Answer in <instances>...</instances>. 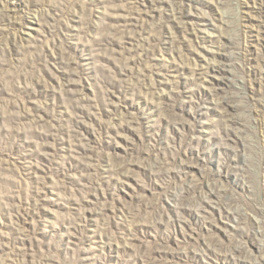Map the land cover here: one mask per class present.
<instances>
[{"label":"rangeland","instance_id":"rangeland-1","mask_svg":"<svg viewBox=\"0 0 264 264\" xmlns=\"http://www.w3.org/2000/svg\"><path fill=\"white\" fill-rule=\"evenodd\" d=\"M108 1L0 0V15L17 21L0 45V264H264V0H178L177 20L168 17L181 11L171 0L120 3L123 12L141 6L135 19L116 17ZM107 20L123 34L104 27ZM152 26L167 27L168 33L157 32L167 43L153 42L150 55L139 52L131 61L115 52L134 49L132 36ZM191 28L211 35L207 50L221 49L223 65L198 60L207 70L200 62L156 56L188 52ZM98 38L115 39L95 49Z\"/></svg>","mask_w":264,"mask_h":264},{"label":"bare ground","instance_id":"bare-ground-1","mask_svg":"<svg viewBox=\"0 0 264 264\" xmlns=\"http://www.w3.org/2000/svg\"><path fill=\"white\" fill-rule=\"evenodd\" d=\"M106 1V0H105ZM127 1H129L130 3H132V0H109L108 2H109V4L111 5V6H115V7H117L116 9L115 8H113V10L115 9V11H116V17H123V18H125V16L126 15H129V16H126V17H128V18H132V19H135V16L134 15H136V11H139V9H137L136 7H138L139 8V6H137L135 3H133V4H135V5H132L130 8H129V10L128 11H126V12H123L120 8H119V4L120 3H123V2H127ZM135 1V0H134ZM164 1V0H163ZM163 1H161V2H163ZM171 2H172V4H171V6L172 5H175V10L176 11H178V10H181L180 12L178 11L177 13H173V17L172 16H168L169 18H174V19H176V17H177V15H178V13H179V15H181L182 14V10H183V8H181L179 5H178V3H180V2H178V0H171ZM139 3V2H138ZM167 3H169V2H167ZM123 5V4H122ZM122 5H120V6H122ZM164 5V4H163ZM129 6V5H128ZM62 7V6H61ZM141 7V6H140ZM159 6H157V8H158ZM162 7V6H161ZM169 7V6H168ZM156 8V7H155ZM11 9V8H10ZM127 9V8H126ZM14 10V9H13ZM112 10V11H113ZM159 10V9H158ZM163 10V9H162ZM174 10V9H173ZM8 11V10H7ZM7 11H6V13H7ZM145 11H148V9L147 10H145ZM160 11V10H159ZM1 12V11H0ZM4 12V11H3ZM54 12V11H53ZM107 12V11H106ZM110 12V11H109ZM108 12V13H109ZM127 12H130V14L128 13V14H126ZM141 12H143V11H141ZM162 12V11H161ZM167 12V11H166ZM173 12H175V11H173ZM190 12V11H189ZM5 13V12H4ZM49 13V12H48ZM47 13V14H48ZM108 13H106V14H108ZM122 13H124V15L122 14ZM171 13V12H170ZM51 14H53V13H51ZM112 14V13H111ZM138 14V13H137ZM184 14V13H183ZM191 14V13H190ZM7 14H3V15H0V45H1V43L3 42V40H5V38L7 37V35H9L10 33H11V30L12 29H14V28H16L17 27V21L15 22L14 20H12V18L11 17H9L8 15L6 16ZM16 15V14H15ZM41 15V14H40ZM49 15V14H48ZM114 15V14H113ZM112 15V16H113ZM178 15V16H179ZM185 15V14H184ZM12 16V15H11ZM41 16H43V15H41ZM49 16H51V15H49ZM77 16V15H76ZM98 16V15H97ZM102 16V15H101ZM56 17V16H55ZM93 17V16H92ZM95 17V16H94ZM45 18V17H44ZM48 18V17H47ZM107 18V17H106ZM139 18H141V17H139ZM139 18H137V20L139 19ZM178 18V17H177ZM19 19V18H18ZM46 19V18H45ZM50 19H51V17H50ZM57 19V18H56ZM112 19H113V17H112ZM115 19V18H114ZM127 19V18H126ZM47 20V19H46ZM177 20V19H176ZM23 21V20H22ZM24 21H25V19H24ZM52 21V20H51ZM54 21H55V19H54ZM175 21V20H174ZM186 21V20H185ZM48 22V21H47ZM126 22V21H125ZM139 22V21H138ZM178 22V21H177ZM180 22V21H179ZM178 22V23H179ZM189 22H191V21H189ZM20 23H21V21H20ZM54 23V22H53ZM66 23V22H65ZM132 23V22H131ZM134 23V22H133ZM132 23V24H133ZM136 23V22H135ZM181 23H183V22H181ZM49 24H51V22L49 23ZM104 24V27H107L108 28V30H110L111 32H113L114 34H116L117 33V35L120 33V31H119V29L118 28H116V27H118L119 26V24H118V26H117V22L116 21H113V20H107V21H105L104 23H102V25ZM122 24V23H121ZM128 24V23H127ZM127 24H125L124 26L126 27V25ZM137 24V23H136ZM174 24V23H173ZM192 24V23H191ZM25 25V24H24ZM63 25H64V23H63ZM123 25V24H122ZM129 25H130V23H129ZM140 25V24H139ZM203 25V24H202ZM70 26V25H69ZM128 26V25H127ZM134 26V25H133ZM142 26V25H141ZM174 26V25H173ZM179 26V25H178ZM26 27V26H25ZM24 27V28H25ZM184 27H186V26H184ZM194 27V26H193ZM202 27V26H201ZM18 28H20V27H18ZM88 28V27H87ZM120 28V27H119ZM124 28V27H123ZM85 29V28H84ZM125 29V28H124ZM127 30L129 29L130 30V28H126ZM138 29V28H137ZM143 29V28H142ZM145 29V28H144ZM22 30V29H21ZM20 30V32H22ZM88 30V29H87ZM135 30V29H134ZM139 31H141L140 29H138ZM147 30H149L148 28H146V30H142L141 31V33L139 34V35H135V36H132L133 37V39L136 41V42H138V45H136V47L134 48V49H132V50H125V51H121V50H123V47H122V49L121 50H117V49H114V50H116L115 52H118L120 55H122L123 57L122 58H125L126 59V61H127V59L128 60H130V59H132V57L133 56H137V55H135V54H138L139 52H140V54H141V56H144V55H150V53H152L150 50L151 49H149L150 47H152V45L155 43V42H157V43H167L168 41H167V39L165 38L164 40H163V38L162 37H160L159 35H157L158 33H159V31L160 30H163L161 33H163V32H166V33H168V31H167V27H163V28H161V27H158V26H152V28L150 27V30L148 31V32H146ZM191 30H193L194 32L192 33V35L190 36V35H185L186 36V38H184L185 39V41L187 42V41H190V43H191V49L190 50H188V52L187 51H185V52H183V49L181 50V49H179V50H174L173 52H171V55L169 56L170 58H166V56H165V54H162V52L161 53H159V54H156V56L157 55H159V57L160 56H162L164 59H171L170 61H173L172 59H174L175 58V56H177L179 59H184V60H190V61H194V63H195V61L196 62H200V61H198V60H205V61H207L208 62V60H214L216 63H219L220 65H223V63H225L224 61V59L222 60V59H220L219 57H218V55H222V56H225V53H221V49H220V51H215L214 49H213V51H211V50H207V42H208V40L210 41V37H211V35L210 34H205V32H203L202 30H197V29H195V28H191V29H188V31H191ZM196 30V31H195ZM18 31V30H17ZM68 31H70V29L68 30ZM104 31H106L105 30V28H104ZM125 31V30H124ZM130 31H132V30H130ZM65 32V31H64ZM84 32V31H83ZM108 32V31H107ZM110 32V33H111ZM127 32V31H126ZM125 32V33H126ZM135 32H136V30H135ZM158 32V33H157ZM171 32V31H170ZM179 32V31H178ZM192 32V31H191ZM102 33V32H101ZM109 33V32H108ZM109 33V34H110ZM113 33H112V36H114L113 35ZM122 33V32H121ZM120 33V34H121ZM182 33V32H181ZM63 34V33H62ZM107 34V33H106ZM109 34H107L108 36H109ZM123 34V33H122ZM130 33H128V35H129ZM134 34H136V33H133V35ZM160 34V33H159ZM172 34V33H171ZM184 34V33H183ZM11 35V34H10ZM131 35H132V33H131ZM147 35V37H145ZM165 35V34H164ZM167 35H169V34H167ZM173 35V34H172ZM108 36H106V37H108ZM125 36V35H124ZM96 37V36H95ZM117 37V36H116ZM118 37H119V35H118ZM129 37H130V35H129ZM132 37H131V39H132ZM10 38V37H9ZM9 38H7V39H9ZM102 38H104V35L100 38V39H102ZM109 38V37H108ZM110 38H111V36H110ZM124 39H125V37H123ZM212 38V37H211ZM113 39H115V38H113ZM113 39H109L110 41L111 40H113ZM215 39V38H214ZM96 40H99V38L98 39H96ZM118 40V39H117ZM233 40H235V39H233ZM7 41V40H6ZM92 41V40H91ZM100 42H99V47L97 46V47H95V49L96 48H100V46L102 47H105V46H108L109 47V45L112 43L113 44V42H110V41H107V40H99ZM171 40H169V42H170ZM30 42H31V40H30ZM98 42V41H97ZM124 42V41H123ZM127 42H128V40H127ZM134 42V41H133ZM154 42V43H153ZM213 42V41H212ZM5 43V42H4ZM12 43V42H11ZM91 43V42H90ZM116 43V42H115ZM135 43V42H134ZM153 43V44H152ZM156 43V44H157ZM234 43V42H233ZM3 44V43H2ZM8 44V43H7ZM14 44V43H13ZM95 44V43H94ZM98 44V43H97ZM125 44V43H124ZM131 44V43H130ZM129 44V45H130ZM215 44V43H214ZM217 44V43H216ZM215 44V45H216ZM93 45V44H92ZM155 45V44H154ZM186 45V44H185ZM188 45V44H187ZM18 46V45H17ZM47 46V45H46ZM46 46H44V47H46ZM120 46H122V45H120ZM156 46V45H155ZM221 46V45H220ZM229 46V45H228ZM9 47V46H8ZM7 47V48H8ZM12 47V46H11ZM14 47V46H13ZM49 47V46H48ZM93 47V46H92ZM91 47V48H92ZM111 47V46H110ZM211 47V46H210ZM2 48V47H1ZM0 48V49H1ZM15 48H17V47H15ZM14 48V49H15ZM40 48V47H39ZM42 48V47H41ZM47 48V47H46ZM67 48V47H66ZM114 47H112V49H113ZM132 48V47H131ZM153 49H154V47H152ZM4 49V48H3ZM10 49V48H9ZM44 49V48H43ZM43 49L41 50V52L43 51ZM94 49V50H95ZM104 49V48H103ZM107 49V48H106ZM109 49V48H108ZM126 49V48H125ZM226 49H228V48H226ZM11 50H12V48H11ZM98 50V49H97ZM157 50V49H156ZM204 50V51H203ZM243 50V49H242ZM1 51V50H0ZM3 51V50H2ZM49 51H50V49H49ZM108 51V50H107ZM157 51H159V50H157ZM163 51V50H162ZM205 51H207L208 53H210V55L213 57V58H209V56H208V54L207 53H205ZM225 51V50H224ZM228 51V50H227ZM231 51V50H230ZM230 51H228V52H230ZM57 52V51H56ZM94 52V51H93ZM98 52H99V50H98ZM97 52V53H98ZM104 52H106V51H104ZM111 51H109V53H110ZM163 52H165V51H163ZM242 52H244V51H242ZM4 54L6 53V52H3ZM16 53V52H15ZM65 53V52H64ZM96 53V52H95ZM103 53V52H102ZM108 53V54H109ZM118 53H116V54H118ZM236 53V52H235ZM3 54V55H4ZM39 54V53H38ZM45 54H46V51H45ZM99 54V53H98ZM107 54V55H108ZM111 54V53H110ZM125 54V55H124ZM155 54V53H154ZM227 54V53H226ZM40 56H41V53L39 54ZM54 55V54H53ZM100 55V54H99ZM98 55V56H99ZM113 55V54H112ZM233 55V54H232ZM9 56H10V54H9ZM8 56V57H9ZM96 56V55H95ZM97 56V57H98ZM105 56V55H104ZM116 56V55H115ZM155 56V55H154ZM155 56V57H156ZM221 56V57H222ZM239 56H241V55H239ZM244 56V55H243ZM7 57V56H6ZM16 57V56H15ZM52 57V56H51ZM102 57H103V55H102ZM101 57V58H102ZM121 57V56H120ZM148 57V56H147ZM158 57V58H159ZM228 57H230L229 55H228ZM67 58L68 57H66V60H67ZM110 58H113V57H110ZM121 58V59H122ZM154 58V57H153ZM201 58V59H200ZM240 58V57H239ZM5 59V58H4ZM39 59V58H38ZM57 59V58H56ZM63 59V58H62ZM61 58L59 59V60H62ZM69 59V58H68ZM98 59H99V57H98ZM120 59V58H119ZM145 59V58H144ZM148 59V58H147ZM3 59H1L0 61H2ZM6 60V59H5ZM9 60V59H8ZM12 60V59H11ZM42 60V59H41ZM43 60H45V61H47L45 58L43 59ZM42 60V61H43ZM64 60V59H63ZM75 60V59H74ZM111 60V59H110ZM143 60V59H142ZM153 60V59H152ZM175 60V59H174ZM49 61V60H48ZM70 61V60H69ZM109 61V60H108ZM118 61V60H117ZM131 61V60H130ZM150 61H151V59H150ZM161 61H162V59H161ZM176 61V60H175ZM229 61V60H228ZM227 61V62H228ZM34 62V61H33ZM35 62H36V60H35ZM39 62H40V60H39ZM102 62V61H101ZM115 62V61H114ZM134 62V61H133ZM169 62V61H168ZM185 62V61H184ZM210 62V61H209ZM231 62V61H230ZM238 62V61H237ZM7 63V62H6ZM10 63H11V61H10ZM42 63V62H41ZM40 63V64H41ZM46 63V62H45ZM48 63V62H47ZM51 63V62H50ZM67 63V62H66ZM69 63V62H68ZM75 63V62H74ZM76 63H78V61L76 62ZM113 63V62H112ZM138 63V62H137ZM139 63H141V62H139ZM152 64L154 63V62H151ZM150 63V64H151ZM159 63V62H158ZM183 63V62H182ZM187 63H188V61H187ZM191 63V62H190ZM216 63H213V64H215L216 65ZM35 64V63H34ZM38 64V63H37ZM44 64V63H43ZM107 64V63H106ZM109 64V63H108ZM115 64V63H114ZM121 64H122V62H121ZM121 64H119V65H121ZM127 64H129V61H128V63ZM144 64V63H143ZM147 64V63H146ZM149 64V63H148ZM151 64V65H152ZM201 64H203V63H199V64H197V66H202L203 67V69H207V70H209L210 69V65H208V63H206V65H208L207 67L205 66V64L204 65H201ZM212 64V63H211ZM213 64H212V66H213ZM227 64V63H226ZM45 65V64H44ZM67 65V64H66ZM68 65H70V64H68ZM78 66V64H73V65H71V67H73V66ZM123 65H126V63L124 64L123 63ZM159 65V64H158ZM219 65V66H220ZM35 66V65H34ZM38 66V65H37ZM43 66V65H42ZM49 66V65H48ZM81 65H79V67H80ZM106 66V65H105ZM116 66H118L117 64H116ZM122 66V65H121ZM144 66V65H143ZM226 66V65H225ZM224 66V67H225ZM44 67V66H43ZM69 67V66H68ZM78 67V68H79ZM122 67H124V66H122ZM121 67V68H122ZM126 67V66H125ZM135 67V66H134ZM142 67V66H141ZM145 67V66H144ZM156 67V66H155ZM234 67V66H233ZM39 68V67H38ZM48 68V67H47ZM74 68V67H73ZM77 68V69H78ZM109 68H110V66H109ZM130 68H131V66H130ZM148 68V67H147ZM149 68H151V67H149ZM158 68V67H157ZM159 68H160V66H159ZM166 68V67H165ZM177 68V67H176ZM179 68V67H178ZM197 68V67H196ZM201 68V67H200ZM217 68V67H216ZM226 68V67H225ZM236 68V67H235ZM42 69V68H41ZM76 69V68H75ZM75 69H73V70H75ZM110 69H112V68H110ZM123 69V68H122ZM145 69V68H144ZM143 69V70H144ZM167 69V68H166ZM203 69H201V70H203ZM231 69V68H230ZM229 69V70H230ZM240 69V68H239ZM66 70H68V69H66ZM72 70V69H71ZM72 70V71H73ZM79 70V69H78ZM82 70V69H81ZM124 70V69H123ZM132 70V69H131ZM139 70V69H138ZM143 70H142V72L141 73H143ZM160 70H162V69H160ZM159 70V71H160ZM194 70V69H193ZM200 70V69H199ZM213 70H214V68H213ZM226 70V69H225ZM241 70V69H240ZM243 70H244V68H243ZM44 71H45V69H44ZM69 71V70H68ZM107 71H108V69H107ZM112 71V70H111ZM111 71H108V72H111ZM134 71V70H133ZM132 71V72H133ZM140 71V70H139ZM150 71V70H149ZM154 72H155V69L153 70ZM163 71V70H162ZM161 71V72H162ZM177 71V70H176ZM224 71V70H223ZM245 71V70H244ZM46 72V71H45ZM75 72V71H74ZM108 72H107V74H108ZM113 73H114V71H112ZM119 72V71H118ZM129 72V71H128ZM146 72V71H145ZM198 72V71H197ZM207 72V71H206ZM230 72V71H229ZM40 73H41V71H40ZM136 74L138 73V71L137 72H135ZM141 73H140V75H141ZM148 73V72H147ZM242 73V72H241ZM23 74V73H22ZM122 74V73H121ZM125 74V73H124ZM157 74H159V72L157 73ZM201 74V73H200ZM233 74V73H232ZM131 75V74H130ZM138 75V74H137ZM148 75V74H147ZM161 75H163V74H161ZM201 75H203V74H201ZM200 75V76H201ZM44 76V75H43ZM109 76V75H108ZM118 76V75H117ZM150 76H151V73H150ZM150 76H148V77H150ZM205 76V75H204ZM237 76V75H236ZM74 77V76H73ZM79 77V76H78ZM81 77V76H80ZM114 77V76H113ZM112 77V78H113ZM125 77V76H124ZM124 77L122 78V79H120V80H123V81H126L125 79H124ZM202 77V76H201ZM72 78V77H71ZM71 78H70V80H71ZM109 78H111V74H110V77ZM137 78H139L140 79V76H138ZM239 78V77H238ZM237 78V79H238ZM35 79V78H34ZM74 79V78H73ZM105 79V78H104ZM230 79H232V78H230ZM68 80H69V78H68ZM69 80V81H70ZM80 80V79H79ZM115 80V79H114ZM145 80V79H144ZM143 80V81H144ZM208 80V79H207ZM246 80V79H245ZM104 80H102L101 82H103ZM139 81V80H138ZM142 81V80H141ZM151 81H152V79H151ZM158 81V80H157ZM232 81V80H231ZM239 81H241V80H239ZM115 82H117V81H115ZM114 82V83H115ZM119 82V81H118ZM140 82V81H139ZM138 82V83H139ZM154 82V81H153ZM172 82V81H171ZM170 82V83H171ZM173 82H175V80H173ZM243 82V81H242ZM105 83H107L106 81H105ZM109 83H111V82H109ZM122 83V82H121ZM120 82H119V84H121ZM136 83L137 82H135V85H136ZM143 83V82H142ZM141 83V84H142ZM144 83H145V81H144ZM155 83V82H154ZM168 83V82H167ZM72 83H70V85H71ZM78 84V83H77ZM103 84H104V82H103ZM116 84V83H115ZM128 84V83H127ZM146 84V83H145ZM159 84H161L160 82H159ZM171 84H173V83H171ZM243 84V83H242ZM82 85V84H81ZM118 85V83L116 84V85H114V86H117ZM134 85V86H135ZM151 85V84H150ZM244 85V84H243ZM19 86H20V84H19ZM77 86V85H76ZM121 86V85H120ZM125 86H126V83H125ZM132 86H133V84H132ZM133 86V87H134ZM145 86V85H144ZM174 86V85H173ZM233 86H236L235 84L233 85ZM238 86H239V84H238ZM242 86V85H241ZM246 86H248L247 84H246ZM79 87V86H78ZM84 87V86H83ZM105 87H106V85H105ZM109 87V86H108ZM128 87V86H127ZM130 87V86H129ZM158 87H160V86H158ZM175 87V86H174ZM60 88H61V85H60ZM65 88V87H64ZM74 88H76V87H74ZM73 88V89H74ZM107 88V87H106ZM113 88V87H112ZM118 88V87H117ZM146 88V87H145ZM154 87H152V89H153ZM167 88V87H166ZM235 88V87H234ZM100 89H102L101 88V86H100ZM108 89V88H107ZM106 89V90H107ZM121 89V88H120ZM139 89V88H138ZM149 89V88H148ZM162 89H164V88H162ZM82 90V89H81ZM117 90V89H116ZM128 90V89H127ZM134 90V89H133ZM174 90V89H173ZM175 90H176V88H175ZM244 90V89H243ZM4 91V90H3ZM23 91V90H22ZM28 91H31V90H28ZM61 91V90H60ZM67 90H65V92H66ZM103 90H101V92H102ZM118 91H119V88H118ZM136 91H137V89H136ZM149 91V90H148ZM148 91H147V93H148ZM153 91V90H152ZM151 91V92H152ZM233 91V90H232ZM8 92V91H7ZM27 92V91H26ZM111 92V91H110ZM113 92V91H112ZM111 92V93H112ZM125 92V91H124ZM138 92H140V91H138ZM142 92V91H141ZM162 92V91H161ZM164 92V91H163ZM191 92V91H190ZM31 93V92H30ZM30 93H29V95H30ZM157 93H158V91H157ZM164 93H167V92H164ZM239 93L240 92H238V94H237V97L239 96ZM14 94V93H13ZM74 94V93H73ZM76 94V93H75ZM100 94V93H99ZM108 94V93H107ZM152 94L153 93H150V95L152 96ZM190 94V93H189ZM232 94V93H231ZM244 94V93H243ZM0 95H1V92H0ZM82 95V94H81ZM101 95V94H100ZM122 95H123V93H122ZM160 96H161V94H159ZM241 95V94H240ZM69 96H70V93H69ZM98 96V95H97ZM102 96H103V93H102ZM163 96V95H162ZM212 96V95H211ZM227 96V95H226ZM229 96V95H228ZM233 96V95H232ZM232 96H230V97H232ZM245 96V95H244ZM99 97H101V96H99ZM116 97V96H115ZM155 97H156V95H155ZM242 97H243V95H242ZM241 97V98H242ZM246 97H248V95L246 96ZM253 97V96H252ZM29 98V97H28ZM59 98V97H58ZM72 99H73V101H75L76 102V104H77V106H78V104H79V106H80V104H82L83 105V103H81V102H84L82 99H81V96H80V98L79 97H77V96H73L72 95V97H71ZM104 98V97H103ZM103 98H101V100L103 99ZM107 98V97H106ZM118 98H120V97H118ZM193 98V97H192ZM191 98V99H192ZM214 98V97H213ZM225 98V97H224ZM228 98V97H227ZM249 98V97H248ZM248 98H247V100H248ZM22 99H24V98H22ZM105 99V98H104ZM107 99H110L109 97L107 98ZM210 99V98H209ZM243 99H244V97H243ZM242 99V100H243ZM60 100V99H59ZM65 100H67V99H65ZM120 100V99H119ZM161 100V99H160ZM213 100V99H212ZM223 101H224V99H222ZM230 100V99H229ZM237 99H235V101H236ZM241 100V99H240ZM253 100H255V99H253ZM22 101V100H21ZM26 101V100H25ZM63 101V100H62ZM72 101V102H73ZM92 101V100H91ZM99 101V100H98ZM103 102L105 101V100H102ZM124 101V100H123ZM217 101V100H216ZM220 101V100H219ZM225 101H226V99H225ZM224 101V102H225ZM239 101V100H238ZM249 101V100H248ZM262 101V100H261ZM29 102H31V101H29ZM67 102V101H66ZM93 102H96V101H94V99H93ZM92 102V103H93ZM107 102V101H106ZM121 102V101H120ZM214 102V101H213ZM228 102V101H227ZM226 102V103H227ZM243 102H245L244 100H243ZM14 103H16V102H14ZM22 103V102H21ZM20 103V104H21ZM34 103V102H33ZM154 103V102H153ZM158 103V102H157ZM190 103V102H189ZM233 103V102H232ZM231 103V104H232ZM246 103V102H245ZM247 103H252V101L250 102H247ZM255 102H253V104H254ZM259 104L260 103H262V102H258ZM24 104V103H23ZM58 104V103H57ZM74 104V103H73ZM73 104H71V106L73 105ZM85 104V103H84ZM87 104H88V102H87ZM86 104V105H87ZM106 104V103H105ZM215 104H217V103H215ZM18 105V104H17ZM16 105V106H17ZM114 105V104H113ZM112 105V106H113ZM164 105V104H163ZM221 105V104H220ZM232 105H234L235 106V104H232ZM244 105V104H243ZM247 105V104H246ZM22 106V105H21ZM37 106V105H36ZM68 106H70V105H68ZM76 106V105H75ZM107 106H108V104H107ZM158 106L159 105H157V108H158ZM222 106V105H221ZM250 106H252L251 104H250ZM13 107V106H12ZM11 107V109H13ZM17 107H19V106H17ZM34 107V106H33ZM43 107V106H42ZM41 107V108H42ZM57 107V106H56ZM59 107V106H58ZM64 107H66L65 105H64ZM97 107V106H96ZM109 107V106H108ZM219 107V106H218ZM247 107V106H246ZM249 107V106H248ZM247 107V108H248ZM257 107V106H256ZM16 108V107H15ZM76 108V107H75ZM80 108V107H79ZM173 108V107H172ZM237 108H239V107H237ZM23 109V108H22ZM35 109V108H34ZM38 109V108H37ZM40 109V108H39ZM47 109V108H46ZM55 109V108H54ZM66 109V108H65ZM74 109V108H73ZM72 109V110H73ZM100 109V108H99ZM98 109V110H99ZM117 109V108H116ZM161 109V108H160ZM174 109V108H173ZM246 109V108H245ZM244 109V110H245ZM249 109V108H248ZM250 109H252V108H250ZM258 109V108H257ZM19 110V109H18ZM21 110V109H20ZM105 110V109H104ZM222 110V109H221ZM226 110V109H225ZM235 110V109H234ZM259 110V109H258ZM14 111V110H13ZM48 111V110H47ZM46 111V112H47ZM77 111V110H76ZM85 111V110H84ZM88 111V110H87ZM86 111V112H87ZM100 111H101V109H100ZM108 111H111V110H109L108 109ZM159 111V110H158ZM165 111V110H164ZM237 111V110H236ZM251 111V110H250ZM252 111H253V109H252ZM257 111V110H256ZM6 112V111H5ZM19 112V111H18ZM45 112V113H46ZM51 112H52V110H51ZM91 112V111H90ZM221 112V111H220ZM249 112V111H248ZM255 112V111H254ZM261 112V111H260ZM49 113V112H48ZM48 113H46V114H48ZM59 113V112H58ZM62 113H63V111H62ZM78 112H76V114H77ZM120 113H122V112H120ZM241 113H242V111H241ZM2 114H4V113H2ZM30 114V113H29ZM57 113H55L54 115H56ZM67 114V113H66ZM74 114V113H73ZM72 114V115H73ZM99 114V113H98ZM247 114H249V113H247ZM251 114V113H250ZM9 115H12V114H9ZM8 115V116H9ZM40 115V114H39ZM49 115V114H48ZM61 115H63V114H61ZM78 115V114H77ZM86 115V114H85ZM88 115V114H87ZM121 115V114H120ZM233 115V114H232ZM252 115V114H251ZM260 115V114H259ZM263 115H264V113H263ZM7 116V117H8ZM14 116V115H13ZM43 116V115H42ZM47 116V115H46ZM69 116H71L70 114H69ZM79 116V115H78ZM94 116V115H93ZM126 116V115H125ZM229 116V115H228ZM233 116H235V115H233ZM232 116V117H233ZM236 116H239V115H236ZM235 116V117H236ZM242 115L240 114V117H241ZM253 116V115H252ZM21 117H23V116H21ZM32 117H33V114H32ZM39 117V116H38ZM52 117V116H51ZM57 117V116H56ZM73 117H74V115H73ZM77 117V116H76ZM87 117V116H86ZM121 117H122V115H121ZM120 117V119H122ZM169 117V116H168ZM174 117V116H173ZM172 117V118H173ZM224 117V116H223ZM255 117V116H254ZM261 117V116H260ZM263 117V116H262ZM8 118H11L10 116L8 117ZM26 118V117H25ZM31 118V117H30ZM29 118V119H30ZM35 118V117H34ZM64 118V117H63ZM71 118H72V116H71ZM78 118V117H77ZM90 118V117H89ZM226 118H227V116H226ZM229 118V117H228ZM256 118V117H255ZM258 118V117H257ZM29 119H28V121H29ZM40 119H42V118H40ZM50 119V118H49ZM54 119V118H53ZM73 119V118H72ZM124 119V118H123ZM179 119V118H178ZM232 119V118H231ZM264 119V118H263ZM11 120H13L12 118H11ZM15 120V119H14ZM13 120V121H14ZM21 120V119H20ZM56 120V119H55ZM66 120V119H65ZM67 120H69V119H67ZM118 120V119H117ZM126 120V119H125ZM222 120H224V119H222ZM222 120H221V122H222ZM24 121V120H23ZM27 121V122H28ZM39 121V120H38ZM37 121V122H38ZM79 121V120H78ZM85 121V120H84ZM120 121V120H119ZM227 121V120H226ZM225 121V122H226ZM228 121H229V119H228ZM233 121V120H232ZM236 121H238L237 119H236ZM259 121V120H258ZM260 121H262V120H260ZM10 122V121H9ZM12 122V121H11ZM15 122V121H14ZM14 122H12V123H14ZM22 122V121H21ZM34 122V121H33ZM44 122V121H43ZM48 122V121H47ZM50 122V121H49ZM116 122V121H115ZM179 122V121H178ZM23 123V122H22ZM24 123H26L25 121H24ZM29 123V122H28ZM27 123V125L29 126V124ZM53 123V122H52ZM69 123V122H68ZM73 123V122H72ZM77 123V122H76ZM75 123V124H76ZM126 123H128V120H127V122ZM175 123V122H174ZM234 123V122H233ZM236 123V122H235ZM241 123V122H240ZM38 124V123H37ZM39 124H40V122H39ZM70 124V123H69ZM68 124V125H69ZM105 124V123H104ZM182 124V123H181ZM225 124V123H224ZM242 124V123H241ZM13 125V124H12ZM15 125V124H14ZM51 125V124H50ZM66 125V124H65ZM101 125V124H100ZM107 125H109V123L107 124ZM119 125V124H118ZM122 125H124V124H122ZM226 125H227V123H226ZM226 125H224V126H226ZM263 125V124H262ZM15 126H17V125H15ZM25 126V125H24ZM33 126H36V127H38V125H36V123H35V125H33ZM32 126V127H33ZM53 126V125H52ZM61 126V125H60ZM70 126V125H69ZM68 126V127H69ZM102 126V125H101ZM127 126V125H126ZM223 126V125H222ZM231 126V125H230ZM259 126V125H258ZM19 127V126H18ZM23 127V126H22ZM44 127V126H43ZM66 127V126H65ZM67 127V128H68ZM109 127V126H108ZM113 127V126H112ZM122 127V126H121ZM124 127V126H123ZM122 127V128H123ZM128 127V126H127ZM17 128V127H16ZM21 128V127H20ZM64 128V127H63ZM70 128H72L71 126H70ZM69 128V129H70ZM77 128V127H76ZM226 128V127H225ZM231 129H233V126L232 127H230ZM236 128V127H235ZM260 128H262V127H260ZM24 129V128H23ZM30 128H28V130H29ZM56 130L55 131H57V129H59L58 127H56L55 128ZM61 129V128H60ZM100 129V128H99ZM109 129H110V127H109ZM112 129V128H111ZM124 129V128H123ZM231 129H229V130H231ZM238 129V128H237ZM264 129V128H263ZM28 130H25L24 129V131H28ZM34 130V129H33ZM32 130V128H31V132L33 131ZM61 130H63V129H61ZM71 130H73V129H71ZM70 130V131H71ZM76 130V129H75ZM79 130V129H78ZM82 130V129H81ZM101 130V129H100ZM105 130V129H104ZM114 130V129H113ZM226 130V129H225ZM236 130V129H235ZM240 129H238V131H239ZM12 131V130H11ZM42 131V130H41ZM51 131V130H50ZM77 131V130H76ZM107 131V130H106ZM116 131H117V129H116ZM233 131V130H232ZM237 131V130H236ZM15 132V131H14ZM53 132H54V130H53ZM52 132V133H53ZM58 132V131H57ZM64 132V131H63ZM69 132V131H68ZM71 132H75V131H71ZM79 132V131H78ZM82 132V131H81ZM109 132V131H108ZM205 132H206V129H205ZM207 132H209V131H207ZM219 132H220V130H219ZM227 132V131H226ZM17 133V132H16ZM15 133V134H16ZM22 133V132H21ZM40 133V132H39ZM77 133V132H76ZM80 133V132H79ZM27 134V133H26ZM30 134V133H29ZM50 134V133H49ZM65 134V133H64ZM63 134V135H64ZM108 134V133H107ZM234 134V133H233ZM3 135V134H2ZM11 135V134H10ZM9 135V136H10ZM24 135V134H23ZM32 135H33V133H32ZM36 135V134H35ZM41 135V134H40ZM53 134H51V136H52ZM61 135V134H60ZM74 135H75V133H74ZM228 135V134H227ZM236 135V134H235ZM4 136H6V135H4ZM3 136V137H4ZM12 136H13V133H12ZM28 136V135H27ZM62 136V135H61ZM69 136H70V134H69ZM77 136V135H76ZM84 136V135H83ZM7 137V136H6ZM5 137V138H6ZM22 137V136H21ZM54 137H56V136H54ZM192 137H194V136H192ZM220 137V136H219ZM228 137V136H227ZM264 137V136H263ZM4 138V140H6ZM20 138V137H19ZM31 138V137H30ZM47 138V137H46ZM51 138V137H50ZM58 138V137H57ZM56 138V139H57ZM60 138H63V137H60ZM76 138H78V137H76ZM197 138V137H196ZM221 138H222V136H221ZM16 139V138H15ZM32 139V138H31ZM37 139V138H36ZM45 139V138H44ZM48 139V138H47ZM55 139V138H54ZM83 140H84V138H82ZM230 139H231V137H230ZM24 140V139H23ZM50 140V139H49ZM226 140H227V138H226ZM8 141V140H7ZM13 141L15 142V140L13 139ZM28 141V140H27ZM35 141V140H34ZM39 141V140H38ZM43 141V140H42ZM46 141V140H45ZM48 141V140H47ZM69 141H70V137H69ZM73 141V140H72ZM76 141V140H75ZM78 141V140H77ZM13 142V143H14ZM18 142V141H17ZM16 142V143H17ZM26 142V141H25ZM29 142V141H28ZM39 142H41V141H39ZM51 142V141H50ZM54 142H55V140H54ZM6 143V142H5ZM9 143H11V142H9ZM32 143H33V141H32ZM37 143V142H36ZM43 143V142H42ZM53 143V142H52ZM58 143H59V141H58ZM65 143V142H64ZM80 143V142H79ZM78 143V144H79ZM86 143V142H85ZM7 144V143H6ZM26 144V143H25ZM38 144V143H37ZM40 144V143H39ZM66 144V143H65ZM69 144V143H68ZM225 144H227V143H225ZM10 145V144H9ZM23 145V144H22ZM44 145V144H43ZM50 145V144H49ZM69 145H71V144H69ZM73 145H74V142H73ZM81 145V144H80ZM23 146H25V145H23ZM41 146V145H40ZM46 146H47V142H46ZM52 145H50V147H51ZM77 146V145H76ZM90 146V145H89ZM12 147H13V144H12ZM18 147V146H17ZM31 147V146H30ZM48 147V146H47ZM60 147V146H59ZM59 147H57V148H59ZM63 147V146H62ZM75 147V146H74ZM84 147V146H83ZM14 148V147H13ZM24 148V147H23ZM49 148V147H48ZM78 148V147H77ZM85 148V147H84ZM84 148H82V149H84ZM9 149V148H8ZM26 149H27V147H26ZM41 150L43 149V148H40ZM50 149V148H49ZM86 149V148H85ZM84 149V150H85ZM20 150V149H19ZM24 150V149H23ZM28 150H30V148L29 149H27V151L26 152H28ZM45 150V149H44ZM52 150V149H51ZM56 150V149H55ZM61 150V149H60ZM72 150V149H71ZM75 150V149H74ZM77 150V149H76ZM89 150V149H88ZM260 150H261V148H260ZM14 151H17V149L16 150H14ZM58 151V150H57ZM73 151V150H72ZM78 151V150H77ZM83 151V150H82ZM12 152V151H11ZM31 152V151H30ZM42 152V151H41ZM55 152V151H54ZM59 152V151H58ZM74 152V151H73ZM14 153V152H13ZM23 153V152H22ZM45 153V152H44ZM43 153V154H44ZM57 153V152H56ZM80 153V152H79ZM85 153V152H84ZM88 153H89V151H88ZM24 154V153H23ZM42 154V153H41ZM47 155H48V153H46ZM51 154V153H50ZM58 154V153H57ZM77 155H78V152L76 153ZM86 154V153H85ZM14 155V154H13ZM25 155V154H24ZM24 155H23V158H24ZM46 155V156H47ZM59 155V154H58ZM62 155V154H61ZM63 156V155H62ZM70 155L68 154V157H69ZM72 156V155H71ZM70 156V157H71ZM89 156V155H88ZM90 157V156H89ZM20 158V157H19ZM49 159H50V157H48ZM65 158H67L66 156H65ZM80 158H81V156H80ZM84 158V157H83ZM60 159V158H59ZM68 159V158H67ZM86 159V158H85ZM51 160V159H50ZM62 161V160H61ZM65 161V160H64ZM66 161H68V160H66ZM70 161V160H69ZM72 161V160H71ZM26 162V161H25ZM81 162V161H80ZM28 163V162H27ZM88 163V162H87ZM140 163V162H139ZM26 164V163H25ZM62 164V163H61ZM75 164V163H74ZM83 164H84V162H83ZM97 164V163H96ZM187 164V163H186ZM58 165V164H57ZM63 165H64V163H63ZM66 165V164H65ZM86 165V164H85ZM108 165V164H107ZM132 165V164H131ZM139 165V164H138ZM183 165V164H182ZM237 165V164H236ZM26 166V165H25ZM101 166V165H100ZM105 166V165H104ZM111 166H112V164H111ZM28 167V166H27ZM59 167V166H58ZM74 167V166H73ZM122 167H124V166H122ZM188 167H190V166H188ZM234 167H235V165H234ZM88 168H89V166H88ZM240 168H242V167H240ZM239 168V169H240ZM24 169V168H23ZM26 169V168H25ZM31 169H32V167H31ZM69 169V168H68ZM94 169V168H93ZM93 169H92V171H93ZM115 169V168H114ZM123 169V168H122ZM121 169V170H122ZM184 169V168H183ZM189 169V168H188ZM82 170V169H81ZM86 170H87V168H86ZM132 170V169H131ZM130 170V171H131ZM19 171V170H18ZM23 171V170H22ZM70 171H72V170H70ZM77 171H80V169L79 170H77ZM84 171V170H83ZM83 171H82V173H83ZM96 171V170H95ZM113 171V170H112ZM117 171H118V169H117ZM129 171V170H128ZM238 171V170H237ZM236 171V172H237ZM24 172V171H23ZM89 172H90V170H89ZM107 172V171H106ZM111 172V171H110ZM116 172V171H115ZM34 173V172H33ZM38 173V172H37ZM86 173V172H85ZM94 173V172H93ZM109 173V172H108ZM122 173V172H121ZM21 174V173H20ZM30 174V173H29ZM100 174V173H99ZM114 174H116V173H114ZM114 174H112V176L114 175ZM28 175V174H27ZM71 175V174H70ZM75 175V174H74ZM80 175V174H79ZM123 175V174H122ZM28 176H30V175H28ZM39 176V175H38ZM89 176V175H88ZM106 176V175H105ZM124 176V175H123ZM128 176V175H127ZM127 176H125V177H127ZM130 176V175H129ZM244 176H245V174H244ZM21 177V176H20ZM87 177V176H86ZM85 177V178H86ZM84 178V177H83ZM94 178V177H93ZM104 178V177H103ZM110 178V177H109ZM119 178V177H118ZM88 179H90L89 177H88ZM97 179V178H96ZM108 179V178H107ZM81 180V179H80ZM87 180V179H86ZM79 182H81V181H79ZM99 182V181H98ZM104 182H106V181H104ZM121 182V181H120ZM36 183V182H35ZM37 183H38V181H37ZM36 183V184H37ZM41 183V182H40ZM91 183V182H90ZM97 183V182H96ZM44 184V183H43ZM101 184V183H100ZM100 184H98V185H100ZM83 185V184H82ZM103 185V184H102ZM85 186V185H84ZM87 187V186H86ZM89 187V186H88ZM95 187V186H94ZM102 187V186H101ZM207 187V186H206ZM81 188V187H80ZM34 189H36V188H34ZM34 189H33V191H34ZM37 189H38V186H37ZM98 189V188H97ZM102 189V188H101ZM208 189H210V188H208ZM32 190V189H31ZM81 190V189H80ZM96 190V189H95ZM12 191V190H11ZM91 191V190H90ZM219 191V190H218ZM221 191V190H220ZM10 192V191H9ZM8 192V193H9ZM31 192V191H30ZM95 192V191H94ZM103 192V191H102ZM7 193V194H8ZM212 193V192H211ZM220 193V192H219ZM6 194V195H7ZM90 194V193H89ZM95 194V193H94ZM12 195V194H11ZM10 195V196H11ZM32 195V194H31ZM38 195H39V193H38ZM81 195H83V193L81 194ZM4 196H5V194H4ZM13 196V195H12ZM33 196V195H32ZM216 196V195H215ZM16 197V196H15ZM38 197V196H37ZM83 197V196H82ZM218 196H216V198H217ZM221 197V196H220ZM201 198V197H200ZM4 199V198H3ZM17 199V198H16ZM26 199H27V197H26ZM30 199H32V197L30 198ZM34 200H35V197H34ZM80 200V199H79ZM205 200V199H204ZM5 201V200H4ZM12 201V200H11ZM33 201V200H32ZM82 201V200H81ZM206 201V200H205ZM213 202V201H212ZM14 203V202H13ZM22 203V202H21ZM33 203L34 202H32V205H31V207L33 206ZM36 203V202H35ZM208 203V202H207ZM210 203V202H209ZM216 203H218V202H216ZM8 204V206H10V204L11 203H7ZM38 204V203H37ZM36 204V205H37ZM199 204V203H198ZM25 205V204H24ZM35 205V206H36ZM211 205V204H210ZM215 205V204H214ZM214 205H212V206H214ZM15 206V205H14ZM13 206V207H14ZM211 206V207H212ZM29 207V206H28ZM27 207V208H28ZM34 207V206H33ZM226 207V206H225ZM23 208V207H22ZM24 208H25V206H24ZM23 208V209H24ZM42 208V207H41ZM178 208V207H177ZM176 208V209H177ZM188 208V207H187ZM186 208V209H187ZM43 209V208H42ZM225 209V208H224ZM11 211V210H10ZM13 211V210H12ZM26 211V210H25ZM176 212V211H175ZM178 212V211H177ZM192 212V211H191ZM228 212H229V210H228ZM207 213V212H206ZM12 214V213H11ZM25 214V213H24ZM28 214V213H27ZM232 214V213H231ZM238 214V213H237ZM199 215V214H198ZM214 215V214H213ZM23 216V215H22ZM22 216H21V218H22ZM225 216V215H224ZM242 216V215H241ZM25 217V216H24ZM201 217V216H200ZM202 217H203V215H202ZM206 217V216H205ZM245 217V216H244ZM15 218V217H14ZM227 218H228V216H227ZM238 218H240V217H238ZM24 219V218H23ZM82 219V218H81ZM80 219V220H81ZM204 219V218H203ZM244 219V218H243ZM20 220V219H19ZM76 220V219H75ZM74 220V221H75ZM177 220H178V218H177ZM236 220V219H235ZM245 220V219H244ZM158 222V221H157ZM173 222V221H172ZM174 223V222H173ZM175 224V223H174ZM180 224V223H179ZM133 227V226H132ZM178 228H180V227H178ZM18 229V228H17ZM254 232V231H253ZM257 232V231H256ZM259 233V232H258ZM240 234V233H239ZM249 234V233H248ZM247 234V235H248ZM247 235H245V236H247ZM242 236V235H241ZM246 238V237H245ZM253 238V237H252ZM255 238V237H254ZM239 239V238H238ZM244 239V238H243ZM5 240V239H4ZM250 240V239H249ZM246 241V240H245ZM237 242H238V240H237ZM164 245V244H163ZM247 245V244H246ZM245 245V246H246ZM240 246V245H239ZM247 247H249V246H247ZM246 247V248H247ZM15 248V247H14ZM237 248V247H236ZM240 248V247H239ZM251 248V247H250ZM20 249V248H19ZM214 249V248H213ZM230 249V248H229ZM244 249V248H243ZM236 250V249H235ZM19 251V250H18ZM237 251V250H236ZM3 252V251H2ZM160 252V251H159ZM203 252V251H202ZM241 252V251H240ZM162 253V252H161ZM167 253V252H166ZM211 253V252H210ZM160 254V253H159ZM204 254V253H203ZM206 254V253H205ZM220 254V253H219ZM226 254V253H225ZM246 254V253H245ZM21 255V254H20ZM212 255V254H211ZM230 255H232V254H230ZM241 255V254H240ZM16 256V255H15ZM167 256V255H166ZM209 256V255H208ZM226 256V255H225ZM233 256V255H232ZM245 256V255H244ZM165 259V258H164ZM191 260V259H190ZM259 260V259H258ZM253 261H254V259H253ZM46 262H47V260H46ZM194 262V261H193ZM258 262V261H257ZM259 263V262H258Z\"/></svg>","mask_w":264,"mask_h":264}]
</instances>
